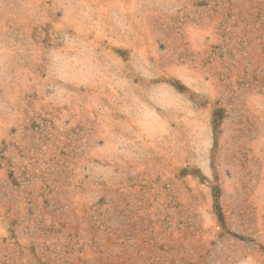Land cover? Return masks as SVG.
Segmentation results:
<instances>
[{
  "label": "rangeland",
  "instance_id": "374dc122",
  "mask_svg": "<svg viewBox=\"0 0 264 264\" xmlns=\"http://www.w3.org/2000/svg\"><path fill=\"white\" fill-rule=\"evenodd\" d=\"M0 264H264V0H0Z\"/></svg>",
  "mask_w": 264,
  "mask_h": 264
}]
</instances>
